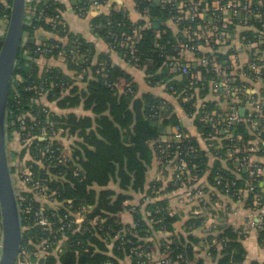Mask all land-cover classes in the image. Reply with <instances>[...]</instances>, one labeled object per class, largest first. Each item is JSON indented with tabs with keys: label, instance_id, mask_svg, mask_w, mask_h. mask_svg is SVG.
I'll list each match as a JSON object with an SVG mask.
<instances>
[{
	"label": "trees",
	"instance_id": "obj_1",
	"mask_svg": "<svg viewBox=\"0 0 264 264\" xmlns=\"http://www.w3.org/2000/svg\"><path fill=\"white\" fill-rule=\"evenodd\" d=\"M107 1L100 0V5ZM212 1L202 2L199 7L206 11L191 23L182 21L175 35L171 16L176 12L167 0H133L138 17L135 20L129 12L112 6L108 13L90 17L92 34L106 44L101 51L93 41L69 28L63 18L64 3L27 1L7 117L9 161L14 163L12 173L18 174L23 227L22 247L15 264L32 251H36L37 258H30H36L37 264H121L126 257L130 264H160V260H165L162 264H205L198 257L199 244L216 264H243L245 249L241 240L246 234L240 233V228L223 224L218 233L201 236L197 229L204 226L206 217L198 213L185 221L184 232H175L174 225L181 218L172 211L168 196L178 190H185L190 201L198 198L210 214L215 213V193L259 211L262 219L257 240L264 246V194L259 185L264 178V0H220L248 5L247 15L242 11L233 20L225 19V14L217 10L221 16L214 23L225 39L228 33L238 32L248 53L242 64L232 63V56L240 51L237 46L227 47L225 39L218 44L201 40L193 56L208 62H191L188 73L170 64L171 57H181L180 62L187 59L189 52L182 53L180 44L197 43L190 38H197L205 30ZM10 3L0 0V12L8 13ZM90 4L91 0H73V9L88 17ZM58 13V18L49 19ZM155 19L160 20L158 27L152 24ZM241 26L246 29L239 30ZM123 34L135 40L132 54L130 47L121 45ZM3 35L0 29V45ZM39 46L51 50L38 51ZM224 46V53L219 52ZM114 52L120 58L117 63L111 55ZM215 62L224 67L223 73L212 69ZM251 65L260 68L259 79ZM131 68L143 73V83ZM255 83L260 84L257 90L252 89ZM156 86H163L161 93L146 91ZM250 97L263 105L259 116L250 114L256 123L245 119L250 116L246 112L240 123L224 131L217 115L229 112L231 106L239 110ZM223 100L224 107L220 103ZM80 105L85 115L56 111ZM178 108L191 118L195 132L183 126ZM49 122L53 126L47 129V137L53 147L60 148L56 152L59 160L47 162L42 155L39 161L31 146L44 140L34 128L38 130ZM32 125L29 143L22 142L21 133ZM178 125L188 135L162 139L172 136L169 129ZM59 129H69L78 137L69 152L55 136ZM158 160L173 170L167 184L148 178L149 168ZM179 160L186 163L182 174L174 167ZM255 161L261 163L263 171L252 182L253 191L247 192L250 179L244 164ZM25 176L45 181L52 195L38 196L30 183H26L28 188L20 181ZM203 190L211 192L207 203L200 197ZM39 207H44L55 223L45 232L33 215ZM81 208L84 217L77 221L76 212ZM126 210L131 218L124 221L121 214ZM60 220H71L72 225L62 233H54Z\"/></svg>",
	"mask_w": 264,
	"mask_h": 264
},
{
	"label": "crops",
	"instance_id": "obj_2",
	"mask_svg": "<svg viewBox=\"0 0 264 264\" xmlns=\"http://www.w3.org/2000/svg\"><path fill=\"white\" fill-rule=\"evenodd\" d=\"M66 5L65 11L63 13V18L66 20L69 28L73 31L81 33L84 37H86L88 40L93 41L96 44V47L101 50H104L106 48V44L97 37L96 35H93L92 26L90 22V17L96 16L98 14H106L108 13L109 9L114 6L118 9H122L126 12H129L131 18L133 20L137 19V14L135 11V3L133 0H108L106 4L100 5L97 7H92L89 11L88 17H82L78 15L74 9H73V0H58ZM215 7V4H214ZM153 24V23H152ZM247 26V25H246ZM246 26H241L239 30L246 29ZM172 30L174 32V35L179 31L178 26L171 24ZM184 33V32H183ZM185 34V33H184ZM39 35V34H38ZM39 37V36H38ZM37 37V38H38ZM39 42L40 40L37 39ZM225 44L227 47L237 46L239 49V53L234 54L236 56V61L241 62L242 60L247 59L246 54V46L243 45V43L240 40V37L238 35V32H235L234 34H227V37L225 39ZM210 50L209 48H204V51ZM225 46L223 49L219 50V52L224 53ZM112 58L115 63L120 61L118 54L111 53ZM187 58L191 59L190 53L187 55ZM96 60V59H95ZM195 63H200L202 61V58L199 56L193 58ZM62 65V64H61ZM132 73L136 76V79H138L139 82L143 83V73L139 70H135L131 68ZM260 87V84L255 83L252 84V89L257 90ZM163 90V86H156V87H150L146 88V91H151L153 93H161ZM251 88L247 90V92H250ZM264 93V89H263ZM221 106L224 107L226 105L225 100L221 101ZM55 108H57L55 106ZM240 109H242V113L240 112ZM239 109L240 115L243 116L246 114V112L249 114L253 111L249 103H246L245 106H242ZM57 112L66 113L69 111H73L79 115H85L86 111L83 109V107L80 105L76 108H69L67 110H59L57 108ZM177 114L182 119L183 126L185 128H188L190 132H195V129L192 125L191 118H188L186 114L183 112L181 108H178ZM171 128H174L175 131L179 130L181 132V136L184 137V134L182 133L181 126H173ZM69 129H63L58 130V132L55 134L57 140H61L63 143H65L66 148L68 149V152L70 151L71 147L73 146V141L77 140L78 137L75 133L68 132ZM174 131V132H175ZM173 132V131H169ZM163 140L169 141L173 139L172 136H163ZM8 148H11L10 142L8 141ZM70 155V153H69ZM20 170V167H18ZM148 173H152L151 176L148 174V178L155 179L157 181H162L164 184H167L173 175V170L169 166H166L164 164H161L160 161L154 163L152 167L149 168ZM239 175V174H238ZM150 176V177H149ZM260 187H262V192L264 194V178L260 181ZM204 187H200L199 190ZM185 190H178L176 192L169 193V202L171 205V209L175 214L180 215V220L177 221L174 225L175 232H182L183 231V225L185 221L192 215V214H198L201 213L202 215H205L206 220L204 226L197 229V233L201 236H205L206 233L208 234H216L218 233V227L222 226L223 224H231L234 227L240 228V233H245L246 235L242 238L241 242L243 244V247L245 249V260L243 264H251L252 261H264V246H260L258 244V233H257V227L262 219V214L259 211L252 210L250 208L244 207L241 203L238 201H233L230 197H227L223 194H217L218 199L216 201H211L212 206L215 209L214 214H210L206 212V210L201 207V204L198 201V198L191 197L193 201H190L188 199V194L184 192ZM210 191L203 190L201 191V199L203 198L204 202H208L210 199ZM213 193V192H212ZM198 196V195H197ZM199 197V196H198ZM210 202V203H211ZM194 204H196L194 206ZM194 206V207H193ZM121 218L125 220H130V216L127 213V210L121 214ZM184 232V231H183ZM186 234V233H185ZM241 235V234H240ZM243 235V234H242ZM220 247V246H219ZM200 253L198 254V257L202 258L204 260L205 264H216V261L212 259V256L207 252V250L202 246V244H199L198 246ZM154 257V254H153ZM155 258V257H154ZM165 260H160L158 263L162 264ZM121 264H130L129 257H126L121 261Z\"/></svg>",
	"mask_w": 264,
	"mask_h": 264
},
{
	"label": "built area",
	"instance_id": "obj_3",
	"mask_svg": "<svg viewBox=\"0 0 264 264\" xmlns=\"http://www.w3.org/2000/svg\"><path fill=\"white\" fill-rule=\"evenodd\" d=\"M157 1L160 2V0H157ZM167 1H169L171 3V6H172L171 8L174 9V11L176 12L171 16V20H172V23L174 25L179 26V24L182 21H187L188 23H191L197 17H200L206 11L204 7L203 8L199 7V5L202 2L205 3V0H167ZM214 4H215V7H214ZM90 5H91V7H94V8L97 6H100V0H91ZM247 6L248 5L245 3H238L235 5L231 1H225L222 3L220 0H213L212 4H211V13L212 14L210 15V19L204 27L205 30L203 32H201L200 35L197 36V38H195V37L190 38V41L197 40V43L190 44L189 42L188 43L185 42V43L180 44V51L182 53L189 52L190 55H192L191 59L187 58L184 62H180L181 57H171V59H170L171 60V63H170L171 66L175 69L180 70L182 73H188L189 68H190V63L194 62L193 58L195 56H193V54L196 51H198V49L201 45L200 44L201 40H204L205 42L210 43V44H218V43H223V41L225 39V35H224L223 31L222 30L216 31L218 29L214 25L215 21L221 16V14L217 12V10L220 9L221 12L225 14V19L233 20V18L242 11H244V13L247 15V13H246V11L248 9ZM9 8H10V4L8 5V10H9ZM252 15H253V13H252ZM59 16L60 15L58 13V14H56V16L54 18H49V19H51V21H52V20L58 18ZM8 21H9V12L6 13L4 11H1L0 12V29L4 32H5V29L7 27ZM241 21L245 22L246 19L241 20ZM241 21L239 20V22H241ZM185 31L187 33H190L189 30L185 29ZM120 41H121V45H125L127 47H130L129 53L132 54L133 53L132 47H133L135 40L132 37L126 36L125 34H123V37H121ZM37 50L43 51V52H48L51 49L47 48V47L39 46L37 48ZM231 61L233 64L236 63V56L235 55L232 56ZM207 62L208 61L205 58H202V61L200 63L207 64ZM211 66L213 67L212 68L213 70L217 71L220 74L223 73V71H224V67L220 63L215 62V63H212ZM251 67H252V69H254L256 71V74H257L255 76L256 79H259L260 78V76H259L260 68L258 66H255V65H251ZM222 84H224V81H222ZM35 89L42 90V88H39V87L38 88L35 87ZM228 91L229 90L226 89V92H228ZM249 105L253 109V111L250 114L254 113L256 116H259V114L261 113V111L263 109L262 103L257 101L254 97H250ZM217 116L222 120V122L224 124V127H225L224 131H228L232 125L240 123L244 119V118H242L239 110L235 106H231L229 112H227L225 114L219 113ZM18 119H20L21 124L24 122L21 119V117H19ZM245 119L252 124L256 123V122H254V121H256V119H254V118L252 119L251 115L249 117H246ZM33 126L34 125H32L28 131L21 133L22 142L29 143V141H30L29 136L31 134H33L32 133ZM52 126H53V123L49 122V125L39 126L38 130H36V127L34 128L37 135L41 139L44 140V143L36 142L33 146H31V144L29 145V146L33 147V149L35 150V153H36L35 157H37L38 158L37 160H39V161H42L41 160L42 155L44 156V159L47 160V162H49V161L53 162V159L59 160V158L56 156V152H58V151L60 152V148L59 147H53L52 142L47 137V129L50 128V130H51ZM174 137H175V139H180L181 138V132L179 130H176L174 133ZM11 165H14V163H12ZM185 166H186L185 161L179 160L178 163L175 164L174 167H175L177 172L182 174L184 172ZM261 166H262L261 163L258 161H255L251 164H244V167H245V169H247L249 179H250L249 188L247 189V192L253 191L254 185L252 184V182L255 180V178L257 176L261 175V173L263 171ZM12 175H13L14 185H15L17 198H18V191H17L18 189L16 186V178L18 179V174L15 172V174L12 173ZM22 179L23 180H20V181L23 183V185L27 186L26 183H30L29 184V187H31L30 189L33 188L32 190H34V192L38 196L40 195L41 197L48 198L53 193L52 191H49L47 189L45 181L43 183H41L40 180H38V179H34L31 177H26V176L23 177ZM238 196H239V198H241L242 193H240ZM18 203H19V200H18ZM19 207H20V205H19ZM81 209L82 210H79L76 212V220L77 221L81 220L84 217V212H83L84 210H83V208H81ZM33 215H34V218L36 220V224L41 227L43 232L54 227L55 223L53 222L51 217L46 213L44 207H39V208L35 209ZM71 222H72L71 220L67 221V222H63L62 220H60L59 226H57L53 230V232L54 233L64 232L65 228L71 227V225H72ZM43 241L46 242V239H43ZM53 244H55V242H53ZM19 254H20V252H19ZM19 254H18V257L16 259V262L18 261ZM28 255L29 256L20 257L18 264H37V260H36L37 253H36V251H32V253H28ZM30 255L36 256L34 261L30 258Z\"/></svg>",
	"mask_w": 264,
	"mask_h": 264
},
{
	"label": "water",
	"instance_id": "obj_4",
	"mask_svg": "<svg viewBox=\"0 0 264 264\" xmlns=\"http://www.w3.org/2000/svg\"><path fill=\"white\" fill-rule=\"evenodd\" d=\"M26 3L27 0H11L9 21L0 45V264H15L23 242L20 208L8 154L7 117L9 90L23 37ZM159 24V19L153 21L155 27Z\"/></svg>",
	"mask_w": 264,
	"mask_h": 264
},
{
	"label": "rangeland",
	"instance_id": "obj_5",
	"mask_svg": "<svg viewBox=\"0 0 264 264\" xmlns=\"http://www.w3.org/2000/svg\"><path fill=\"white\" fill-rule=\"evenodd\" d=\"M169 131H173V132H171V134H172V137L175 139V137H174V131H175V129L174 128H170L169 129ZM13 163V162H12ZM16 184H17V186L19 187V183L16 181ZM18 189V188H17Z\"/></svg>",
	"mask_w": 264,
	"mask_h": 264
}]
</instances>
